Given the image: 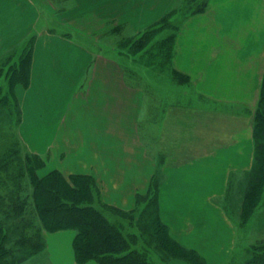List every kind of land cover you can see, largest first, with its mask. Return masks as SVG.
Instances as JSON below:
<instances>
[{"label":"crops","instance_id":"crops-1","mask_svg":"<svg viewBox=\"0 0 264 264\" xmlns=\"http://www.w3.org/2000/svg\"><path fill=\"white\" fill-rule=\"evenodd\" d=\"M153 1L139 0L129 11L130 22L148 26L178 0L170 5L159 0L158 13ZM40 16L39 0H0V59L29 37ZM122 17L113 15L112 24ZM175 69L189 76L186 86L207 103L248 109L250 117H244L250 121L230 132L229 141L166 165L159 193L160 216L172 238L197 251L206 264H231L244 237L221 201L233 179L254 164L252 113L264 80V0H210L204 12L186 18L178 34ZM17 95L27 123L23 136L40 141L32 142L31 151L49 158L45 172L93 173L103 200L123 209L135 205L138 191L148 190L156 162L141 141L136 90L121 81L116 60L95 55L60 33L39 32L30 86H17ZM126 113L129 123L121 125ZM66 235L73 246V229L46 232L54 264H67L58 256L65 252ZM70 264H79L74 249Z\"/></svg>","mask_w":264,"mask_h":264},{"label":"rangeland","instance_id":"rangeland-1","mask_svg":"<svg viewBox=\"0 0 264 264\" xmlns=\"http://www.w3.org/2000/svg\"><path fill=\"white\" fill-rule=\"evenodd\" d=\"M200 1L178 0L170 6L163 17L148 26L142 27L130 22L131 19L127 17L129 11L139 5V0H39L41 16L37 27L29 37L0 59V69L3 68L0 83L2 84V90L5 92L10 86L7 73L10 72L9 70L13 72V69L20 65L21 58L25 57L26 47L30 45L32 35L35 33L39 34V32L44 31L60 33L64 37L76 40L95 55L103 54L105 57L117 61L121 81L126 82L127 85L136 90V97L139 102L137 113L141 122V141L147 150L148 157L156 162V168L148 190L145 192L138 191L135 205L130 209L120 208L124 211L134 210L137 196L146 195L153 180H157L159 183L162 182L166 165H177L219 147L229 141L230 132L236 131L250 121L249 118L244 117L245 114L249 116L247 108L207 103L204 99L203 102L196 91L187 87L185 82L182 84L176 83L173 69L175 68L178 34L184 22L181 23V21L184 19L185 12L196 6V2ZM209 1L206 0V7H208ZM159 2V0L151 2V6L156 7V10L153 9L156 11L155 13L160 12L159 6L156 5ZM168 2L170 5L173 0H167L166 3ZM145 10L147 11V8ZM116 13L121 16L124 15V17L117 19L118 22L115 21L116 23L112 24L114 22L112 17ZM168 13H173L167 19L171 25H169V28L163 29V27H167V20L164 21V25H158L157 23ZM179 22L180 26L177 30L174 28V24ZM154 24H157V26L150 30H155L157 33L152 41L147 45L142 44V50H139L137 46L133 48V43L137 39H142L141 34ZM175 32L177 35L175 44H172L170 55H168L169 51H161V43ZM32 64L33 58L31 67ZM108 72L109 69L107 75L112 78L111 72ZM110 78H108L109 82ZM30 83L25 87H29ZM19 85L23 84H17V86ZM3 96L2 91L0 94V126L17 132L28 151L44 160L38 173L40 175L48 173L51 171L45 172L47 171L46 167L49 166L48 156L31 151L30 145L32 142L38 143L40 141H36L32 136L26 138L23 136L24 128L25 131L27 130V123L23 122L21 105H19L21 122L17 123L18 115L16 112H19V108L16 106L15 98L9 94L7 102L3 103ZM12 110L14 112L11 113ZM120 114H122L121 111ZM239 114L244 118H240ZM121 118V125L129 123L128 113ZM165 119H167V122H165ZM121 139V142L126 140L129 143V138L121 137ZM56 140H59V138L57 137ZM76 156L78 157V155ZM252 169L247 173L238 174L233 179L229 190V199L223 198L221 201L241 228L240 231L244 237L242 238L241 248L236 255L237 264L250 260L254 251L253 246L264 242V203L262 202L246 221L242 219L243 197L251 181H253ZM53 170L61 171L60 169ZM61 172L63 173V171ZM80 174L92 175L102 193V186H100L97 177L93 173ZM142 207L136 212V215L142 212ZM112 219L123 223L127 237L132 233L136 234L137 239L128 237L130 238L131 248L143 253L151 264H172L176 260L184 261L187 264H197L196 261L191 263L184 258L174 257V255L166 259L158 249L159 246L157 245L160 241H156L153 236V239L150 238L149 234L141 231L137 222L138 217L125 219L112 216ZM63 244H66L65 252H58V256L62 257L67 264H70L73 246L70 245L67 235L63 238ZM23 264H54V262H52L50 254L44 252L34 255Z\"/></svg>","mask_w":264,"mask_h":264},{"label":"trees","instance_id":"trees-1","mask_svg":"<svg viewBox=\"0 0 264 264\" xmlns=\"http://www.w3.org/2000/svg\"><path fill=\"white\" fill-rule=\"evenodd\" d=\"M206 0L196 2L183 15L181 23L189 16L204 12ZM172 12V11H171ZM173 13H168L158 25L163 24ZM149 27L137 39L134 46L142 50L157 33ZM169 20L167 27L169 28ZM166 26V25H165ZM180 22L174 24L179 29ZM25 57L18 67L7 73L9 84L3 91V103L11 94L17 103V123L21 122V109L16 95V86L30 83L31 62L37 34L32 35ZM176 32L164 39L161 51H169L175 44ZM141 46V47H140ZM19 64V63H18ZM0 69V77L2 75ZM176 83H188L189 76L173 69ZM11 113L14 110L10 111ZM16 123V124H17ZM253 134L255 138V161L252 179L243 197L242 219L246 221L264 203V80L261 97L253 113ZM44 160L28 151L18 133L0 126V264H23L39 253H48L46 232L73 229L74 257L77 263L95 261L98 264H151L145 255L131 248L130 238L137 239L135 233L125 234L123 223L112 216L125 219L138 217V224L150 238L160 241L158 249L166 259L181 257L197 264H206L205 259L195 250L188 249L171 237L169 227L160 216L159 193L161 183L153 180L146 195L137 196L136 207L124 211L106 203L101 190L92 175H64L59 170H51L44 175L38 171ZM230 190V189H229ZM151 192V193H150ZM230 191L224 197L229 199ZM142 212L136 215L140 207ZM131 215V216H130ZM21 224V226H19ZM16 228L18 231H15ZM20 228V229H18ZM153 236V237H152ZM250 260L240 264H264V242L253 246ZM236 259V258H235ZM231 264H237L232 260Z\"/></svg>","mask_w":264,"mask_h":264}]
</instances>
